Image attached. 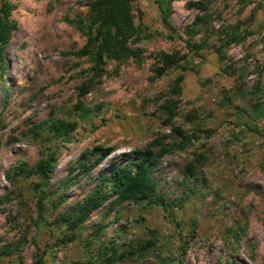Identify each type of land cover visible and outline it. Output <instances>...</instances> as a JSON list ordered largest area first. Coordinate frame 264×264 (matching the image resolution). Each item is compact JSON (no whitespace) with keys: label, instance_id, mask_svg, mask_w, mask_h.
Wrapping results in <instances>:
<instances>
[{"label":"rangeland","instance_id":"1","mask_svg":"<svg viewBox=\"0 0 264 264\" xmlns=\"http://www.w3.org/2000/svg\"><path fill=\"white\" fill-rule=\"evenodd\" d=\"M5 1L0 264H264V0H131L140 61L96 75L79 53L92 0ZM147 148L152 190L116 203L101 181Z\"/></svg>","mask_w":264,"mask_h":264},{"label":"trees","instance_id":"2","mask_svg":"<svg viewBox=\"0 0 264 264\" xmlns=\"http://www.w3.org/2000/svg\"><path fill=\"white\" fill-rule=\"evenodd\" d=\"M131 0H92L87 2L91 17L89 26L87 27L86 41L81 50L80 55L88 54L92 60L91 71L96 75L103 72V68L109 61H120L132 59L139 63L140 57L135 49H131L129 44L135 41L136 28L134 27L132 16L130 13ZM10 6L5 0H1L0 4V54L3 46L8 41L11 32L15 26L8 21ZM168 16L167 9L162 11L161 21L164 26H168L166 21ZM187 47L189 45L186 43ZM196 49V48H195ZM86 86L80 88L78 97L86 93ZM264 99V96L263 98ZM167 110L168 123L172 117L169 108ZM63 135H67L71 125L60 124L54 126ZM180 133V132H179ZM100 148H93V151H100ZM165 150H161L164 153ZM106 151H102L98 157L89 165H82V172H89L104 157ZM53 154L50 153L47 159L38 162V172L40 178L46 179L48 174L53 170L51 162ZM153 154L150 148L140 152L139 157L129 161L124 165H118L103 178L101 182L110 183V193L114 196L116 203L125 200H132L146 196L153 188L148 174L153 166ZM104 197L100 194L98 188L94 189L81 204L77 205L71 215L65 216L64 222L70 228H75L81 224L88 215L94 211ZM43 192H37L36 212L38 218H42L43 213ZM111 257V256H110ZM107 262L112 261L107 258ZM41 263L40 260H37Z\"/></svg>","mask_w":264,"mask_h":264}]
</instances>
